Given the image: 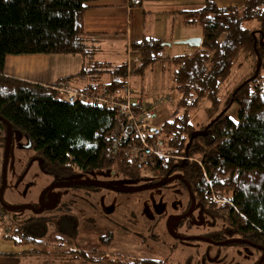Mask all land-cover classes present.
Instances as JSON below:
<instances>
[{
    "label": "trees",
    "instance_id": "trees-1",
    "mask_svg": "<svg viewBox=\"0 0 264 264\" xmlns=\"http://www.w3.org/2000/svg\"><path fill=\"white\" fill-rule=\"evenodd\" d=\"M92 1L0 0V116L11 124L12 140H24L30 162L36 160L53 183L102 172L145 185L178 172L203 209L211 227L207 234L239 239L222 249L240 243L260 251L246 244L264 248V0L227 6L205 0L201 8L178 11L183 24L197 27L201 38L198 46L182 54L169 55L163 38L143 37L129 44L127 51L138 57L129 71L130 79L140 78L137 95L143 97L146 70L155 65L170 71V89L177 93L167 103L170 117L160 123L161 132L154 136L151 128H143L144 139L158 144V152L133 158L128 150L140 141L133 122L98 100L121 96L128 77L127 57L118 65L94 57V33L84 28V13ZM141 2L129 0L136 7ZM38 53L79 55L83 68L77 75L95 79L75 90L76 99L69 103L64 78L46 86L5 73L8 54ZM242 61L250 69L234 84L232 69ZM202 102L209 104L206 114L216 116L193 124L189 109ZM233 106L236 118L227 113ZM133 108L141 112L140 107ZM115 129L124 137L117 156L109 159L106 152ZM6 135V124L0 120V184ZM66 204L72 203L62 207ZM45 213L19 215L0 204V225L6 229L1 236L26 246L22 254L45 257L44 264H166L167 259L95 256L77 244L79 227L71 212L56 221L51 217L61 212ZM54 222L57 227L48 231ZM37 224L44 229L37 230L39 234L30 229H37ZM67 239L73 248L65 245ZM189 262L184 264H198Z\"/></svg>",
    "mask_w": 264,
    "mask_h": 264
},
{
    "label": "rangeland",
    "instance_id": "rangeland-1",
    "mask_svg": "<svg viewBox=\"0 0 264 264\" xmlns=\"http://www.w3.org/2000/svg\"><path fill=\"white\" fill-rule=\"evenodd\" d=\"M193 31H199L197 27L191 28ZM169 42V41H166ZM175 42V41H174ZM100 44L96 45V47L102 48L95 50V57L96 59L102 62H112L113 64L118 65L121 60L125 59V56L128 53H131L130 50L126 51L124 49L123 44L119 41L117 43H108L107 41L99 42ZM179 45L173 44L172 46L165 47L167 52L171 55L176 53H180ZM127 52V55H126ZM133 53H131L132 55ZM250 67L246 62H238L232 69L230 79L232 83H236L237 81L241 80L244 76L248 74V70ZM170 71L166 67L159 68L158 65H155L151 68L146 70V77L144 80L145 83V97L143 100L147 104H151L153 100L161 95H165L170 93L169 95L172 98L177 97V93H174L170 89V82L169 80ZM106 77V75H105ZM130 84H132V88L134 91H138L137 88L141 86L140 78L135 76L130 79ZM230 86L228 85V88ZM208 103L202 102L197 107H192L189 109L190 120L193 124H203L208 123L212 120L216 113L206 114L205 108L208 107ZM169 104L165 103L162 106L157 107L156 109L163 108V110L168 112ZM155 110V118L154 123H160L165 120L166 117L169 116V112L165 116H161L159 111ZM231 118H236V106H233L231 109L227 111ZM23 145L22 147H19ZM11 148L8 154V171H7V186L4 189L3 200L8 204H33L37 202L39 195L42 193L44 188L51 183H53V178L45 174L40 170L37 165V161L33 160L30 162L31 152L27 149L24 140H16L13 139L11 142ZM86 178L88 177H95L91 173H85ZM115 176V175H114ZM108 182H114L121 187L132 188L134 186H140L137 182L126 181L121 176L112 177L111 180H107ZM179 190L177 194L174 192ZM174 191V192H173ZM184 192V191H183ZM182 192V188L178 185V183H170L168 188L160 189H153L152 191L146 192H136L133 194H123V195H116L115 193H111L109 191L100 190L99 194L105 195L110 200L116 199L119 202L124 201H135L136 203L132 206L127 205L119 206L116 208L115 212L109 216L111 220L103 219V214L92 210L88 203L84 202L81 199H78L76 203L71 204L69 207L70 212L73 214L76 222H78L79 230L77 233L79 234L77 237V244L80 245L81 248L84 249H91L93 245L99 244L100 248H102L101 243H105L107 241V236H103L102 242L96 240L99 235H103L105 232H112L114 233V240L111 242L112 244L109 245V249L105 248L110 254L114 253L117 254V257L121 260H139V259H148V258H155V259H167L165 261L166 264H184L185 261L189 258L194 260L197 256L200 257L201 254L196 255L194 252L195 248H199L200 250H211V255L207 253L205 255L206 264H211L209 260L212 259V254H216L217 251H222L219 246H212L207 244L205 241H194V242H176L168 238L166 231L164 229V220H150L145 218L141 213V209L145 208L148 203L144 204L146 200L149 203H152V199L154 198L156 201H159L164 197L165 202L169 203L170 201H176L177 203L184 204L187 200L186 194ZM69 191L62 187H57L50 190L47 193V198L52 199L55 197H64L67 198ZM121 203V204H122ZM132 203V202H131ZM163 204V203H162ZM130 209L134 210V217H135V224L134 230L140 231L141 233V242H138V239H134L132 237V233L130 228L131 225L129 223L128 217L130 216ZM16 213L19 215H26L29 216L30 212L28 210H16ZM47 213H41L39 215L43 216ZM51 214V213H50ZM1 218V217H0ZM157 222V223H156ZM159 222V223H158ZM55 223V222H54ZM157 224L154 228L153 225ZM57 223L48 225V231H54ZM124 227V228H123ZM129 227V230L125 229ZM30 228V227H29ZM31 232L37 230L43 231V226L37 224V229L35 226H32ZM46 229V228H45ZM6 232V229L0 225V251L9 250L8 247L5 245L9 241L6 238L1 236L2 233ZM40 232H37L39 234ZM103 233V234H102ZM190 233H198L197 230H194ZM100 242V243H99ZM170 243H175V248L169 250L168 246ZM108 244V243H105ZM65 245L69 248H73L74 244L67 239ZM32 247L31 245H27ZM12 249H18L19 247H15ZM11 248V247H10ZM227 260L220 261V262H228L229 260H233L236 264H253L257 261V255L259 252L256 251H247V248L243 244H233L228 247ZM72 253H70L71 256ZM47 261L45 257L40 260V264H44V261ZM199 260V259H198ZM62 264V263H61ZM264 264V261L262 262Z\"/></svg>",
    "mask_w": 264,
    "mask_h": 264
},
{
    "label": "crops",
    "instance_id": "crops-1",
    "mask_svg": "<svg viewBox=\"0 0 264 264\" xmlns=\"http://www.w3.org/2000/svg\"><path fill=\"white\" fill-rule=\"evenodd\" d=\"M212 1L227 6L228 4L240 5L244 0ZM204 3L205 0H142V6L136 7L129 4V0H93L87 3L90 7L84 13V28L86 31L94 33L92 46L95 50L102 49L96 47L100 41L104 43L119 41L127 51L130 43L138 42L143 37H154L171 42L170 46L179 45L180 53L176 54H182L190 51L191 46L174 41L196 38L200 35L199 31H193L191 26L183 24L177 12L198 9ZM135 55L133 52V56ZM123 61L121 60V62ZM4 66L8 76L19 77L46 86L65 79L63 81L65 87L62 88L73 92L83 89L87 83L95 79L94 77L82 78L77 75L83 68V59L79 55L8 54ZM105 75L100 76L102 80L106 79ZM142 91V96L145 97V88ZM135 93L137 97H140L137 95L138 91ZM158 111L161 116L168 113L163 108H159ZM160 123L157 122V124ZM5 241H9L8 244L5 242L9 250L0 251V264H40L37 262H40L42 257L21 253L26 246H18L10 239ZM13 246L19 248L14 250ZM52 264H56V261Z\"/></svg>",
    "mask_w": 264,
    "mask_h": 264
},
{
    "label": "flooded vegetation",
    "instance_id": "flooded-vegetation-1",
    "mask_svg": "<svg viewBox=\"0 0 264 264\" xmlns=\"http://www.w3.org/2000/svg\"><path fill=\"white\" fill-rule=\"evenodd\" d=\"M89 173L90 174L92 173L93 176H95V177L86 178L85 175H87V174L82 173L80 175H77L76 178L71 179V181H77V180H86V181L93 180V181H98V182L102 181V182L107 183L109 185L116 186L117 188H120V189L126 188V187H121L114 182L110 183L107 181V180H111L112 177L114 178L115 177L114 175L109 177L108 175H106L102 172H100V173L99 172H89ZM179 175L180 174L178 172L173 171L171 174H169L168 177H166V179L174 177V176H179ZM116 176H118V175H116ZM123 179L126 181H129L125 178H123ZM170 183H178V185L182 188V192L184 191L183 193L186 194V198H187L185 203L183 204L182 201L180 203H177L176 201H174V202L170 201L169 203H167V202H165L164 197H162V199L159 201H156V199H155V202H154V198H153L151 204L149 203L148 200H146V202H144V204L148 203L147 206L145 208L141 209V213L143 214V216L145 218H148V219L154 220V221H156V219L157 220H164L163 225H164V229L166 231L168 238L171 240H174L176 242H178V241H180V242H182V241H184V242H194V241L204 242L205 241L207 244L212 245V246H219L221 249H222V247H224L225 244H227L229 242H233V241H228V240H233V238H231V237H228L227 239L222 240V239L213 238L214 234H207L208 232H211L210 231L211 227L209 226V223H207L205 221V216H203V209L199 205L198 201L196 200V198H195V196L192 193V190L190 188L191 194H193V197H194V202L192 201V197L188 192L187 184L183 180V178L176 177L174 180H171L166 185L159 187V188L160 189H166V188H168V185ZM55 188H57V187H55ZM63 188H65L69 191L67 198L58 196V197H55L52 199H48L47 193L50 190L47 191L42 198L43 203H44V205H43L44 210L42 211V213H45V211H54V210H58L59 212H61L60 214L58 213L57 215L52 213L54 215V217H51V219L55 220V221L62 219V218H65V216L69 215L70 210H69V208H67L69 205L66 204L65 205L66 208L62 207L65 203L70 201L72 204H74L73 201L74 200L77 201L78 199H81L84 202L88 203L89 207L92 210H95L96 212L102 213L103 219L113 221L112 219L109 218V216L112 215L113 212H115L117 207L127 205L128 203L130 206H132L133 203L135 204L136 202L131 201L132 202L131 203L128 201H124L122 203V202H119L117 200V198L110 200L105 195L99 194L100 190L109 191L111 193L113 192L116 195L133 194L136 192L139 193V192H146V191H152L153 190V189H146L145 191H134V192H123L122 193V192L116 191L114 189L111 190V189H108V188H105L102 186L94 185L92 183L69 185V186H66ZM178 191L179 190H176L175 192L174 191L173 192L175 194H177ZM53 203H55L56 206L49 208L48 206H51ZM32 205H34L35 208H38L39 207L38 199H37V202L33 203ZM56 207H58V208H56ZM64 209H65V211H64ZM66 209H68L67 210L68 212H66ZM24 210H29V209H24ZM29 211L32 212L31 210H29ZM133 213H134V210L130 209V213H129L130 216L128 217V219H129V223L132 227V228H130L131 233H132V237L134 239L137 238L138 242L142 243L140 231L134 230V227L136 226V224H135V217H134ZM39 214H41V213H39ZM67 218H68V216H67ZM70 222H72L75 225V222L72 220V218L70 219ZM156 226H157V224L153 225L154 228ZM125 229L129 230V227H126ZM194 230H197L198 233H190V232H193ZM104 232L105 233L104 234L102 233L103 235H99L96 240L102 242L103 239L101 237L106 236L108 234V236H107L108 241L106 242L108 244L101 243L102 248H100V246H98L99 244L93 245L91 248V252L93 253V255L99 256V257L105 256V255L107 257H112V258L117 257V254L114 253V256H112L113 253L110 254L108 251H106L107 248L109 249L108 246L111 245L112 244L111 242L114 240V233L107 232V231H104ZM181 237H183V238L203 237L204 240H201V239H193V240L181 239ZM235 240H237V239H235ZM220 242H225V243L220 244ZM174 244L175 243H170V245L168 246V249L169 250L174 249L175 248ZM246 245H249V244H246ZM254 245L250 244V246L255 247L256 249L260 250V251L252 250V251L259 252V255H257V261H255L253 263V264H257L261 260V256L264 253L263 252L264 248H263L262 244L261 245L256 244V246H254ZM228 247L222 251H217L216 254H212L213 255L212 259L209 260L210 262H212L211 264H225L226 262H220V261H223V260L226 261L227 260V255H229ZM194 251H195L194 253L196 255L201 254L200 257L197 256V258H195L194 260H192L191 258L190 259L188 258L186 260V263L190 261V262H196L198 264H206L205 255L207 256V253L210 254L211 250H200L199 248H195ZM247 251H250V250L247 248ZM108 259H110V258H108ZM263 261H264V258H263ZM226 264H236V263H234L233 260H229Z\"/></svg>",
    "mask_w": 264,
    "mask_h": 264
},
{
    "label": "built area",
    "instance_id": "built-area-1",
    "mask_svg": "<svg viewBox=\"0 0 264 264\" xmlns=\"http://www.w3.org/2000/svg\"><path fill=\"white\" fill-rule=\"evenodd\" d=\"M138 57L128 53L126 58L127 61V72L128 77L126 83L121 91V96L113 98L98 97V100L104 104L117 109L119 114H121L126 120L133 122L134 129H136V134H138V144H133L128 150V154L131 158L133 157H144L146 155L155 154L158 152L156 143H149L144 139L143 128L149 127L152 130V135H158L161 132L160 124L154 123L155 110L157 107L164 105L165 103H170L173 98L172 96L165 94L164 96L156 97L151 104L144 102L143 97H137L133 94L132 84H130V69L133 64L137 62ZM67 102L72 103L76 99V92L68 91L64 95ZM133 106H138L141 108L140 113H135ZM121 137H124L123 132H119L117 129L113 131V135L110 139L111 143L107 150V158L113 159L119 153V145L121 143Z\"/></svg>",
    "mask_w": 264,
    "mask_h": 264
},
{
    "label": "water",
    "instance_id": "water-1",
    "mask_svg": "<svg viewBox=\"0 0 264 264\" xmlns=\"http://www.w3.org/2000/svg\"><path fill=\"white\" fill-rule=\"evenodd\" d=\"M175 42H178V43H181V44H188L190 46H198L199 43L201 42V38L200 37H191V38H185L184 40H177ZM172 43L171 42H162V45H167V46H170ZM0 120L6 124V139H5V148H4V152H3V161H2V171H1V184H0V204L6 208V210L8 211H16V210H22V209H29L31 210L32 212H35V213H42V211L44 210V203H43V196L44 194L51 190V189H54L55 187H66V186H69V185H77V184H83V183H92L94 185H97V186H102V187H105V188H108V189H114L116 191H119V192H134V191H145L146 189H157L158 187H162L164 185H166L168 182H170L171 180H174L176 177H179V178H182L181 175L179 176H174V177H171V178H168L166 180H157V182H154V183H151V184H145V185H140V186H134L132 188H123V189H120V188H117L116 186H113V185H109L107 183H104L102 181L98 182V181H93V180H89V181H86V180H77V181H71V180H66V181H63V182H55V183H51L50 185L46 186L44 188V190L42 191V193L39 195V198H38V201H39V207L38 208H35L34 205L32 204H22V205H19V204H8L6 202H4L3 200V194H4V189L6 188L7 186V171H8V168H7V165H8V154H9V151H10V148H11V141H12V137H13V134H12V127H11V124L6 122L1 116H0ZM187 184V187H188V192L189 194L191 195L192 197V201L194 202V197H193V194H191V190H190V186L188 183ZM56 204L53 203L51 206H48L49 208L51 207H55ZM181 239H190V240H193V239H201V240H204L203 237H187V238H183L181 237ZM239 240V239H238ZM238 240H228V241H233V242H236ZM225 242H220V244H224ZM249 244V243H248ZM251 245H254L252 243H250ZM249 244V245H250ZM256 246V245H254ZM263 258H264V253L263 255L261 256V260L257 263V264H261L262 261H263Z\"/></svg>",
    "mask_w": 264,
    "mask_h": 264
}]
</instances>
